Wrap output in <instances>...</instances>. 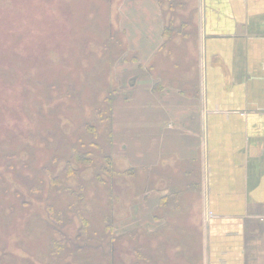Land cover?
Wrapping results in <instances>:
<instances>
[{
	"label": "rangeland",
	"instance_id": "374dc122",
	"mask_svg": "<svg viewBox=\"0 0 264 264\" xmlns=\"http://www.w3.org/2000/svg\"><path fill=\"white\" fill-rule=\"evenodd\" d=\"M190 1L160 0L170 28ZM135 5L0 0V264H202L198 202L140 224L143 177L110 151L114 65ZM193 43L171 52L188 71Z\"/></svg>",
	"mask_w": 264,
	"mask_h": 264
},
{
	"label": "crops",
	"instance_id": "0c3cea01",
	"mask_svg": "<svg viewBox=\"0 0 264 264\" xmlns=\"http://www.w3.org/2000/svg\"><path fill=\"white\" fill-rule=\"evenodd\" d=\"M135 6L110 99L111 154L143 177L131 215L195 200L202 264H264V0H194L174 28L160 0ZM189 39L188 71L171 52Z\"/></svg>",
	"mask_w": 264,
	"mask_h": 264
}]
</instances>
